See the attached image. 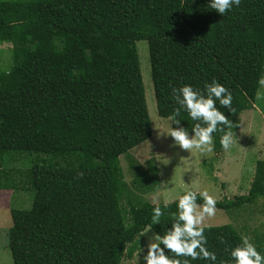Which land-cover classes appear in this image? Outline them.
Masks as SVG:
<instances>
[{
    "label": "trees",
    "instance_id": "obj_1",
    "mask_svg": "<svg viewBox=\"0 0 264 264\" xmlns=\"http://www.w3.org/2000/svg\"><path fill=\"white\" fill-rule=\"evenodd\" d=\"M142 40L159 117L167 122L177 107L172 87L202 90L215 78L233 94L235 111L220 110L236 134L264 73V0H241L224 16L207 0H0V46L9 45L13 59L0 64V191L33 194L30 208L10 210L14 264H122L140 249L157 206L145 195L159 186L153 158L145 167L129 157L154 136ZM180 118L189 131L196 123L185 112ZM222 134H212L217 153ZM25 155L34 157L31 168L7 167ZM261 198L264 160L249 192L216 201V210L237 215ZM175 204L158 205L154 231L170 227ZM204 228L209 250L227 259L242 232L232 224ZM251 239L264 253V232Z\"/></svg>",
    "mask_w": 264,
    "mask_h": 264
},
{
    "label": "rangeland",
    "instance_id": "obj_2",
    "mask_svg": "<svg viewBox=\"0 0 264 264\" xmlns=\"http://www.w3.org/2000/svg\"><path fill=\"white\" fill-rule=\"evenodd\" d=\"M137 47L154 136L131 150L129 157L136 160L138 165L145 167L147 161L153 158L159 178V186L154 192L146 194L145 199L155 205L168 204L187 190L199 193L204 189H207L216 201H222L224 198L233 200L237 196L247 194L255 175L257 162L264 160V89L257 92L253 109L241 114L239 129L233 135L234 142L228 150L223 149L217 153L214 144L211 152L180 150L173 145L171 137L157 136V129L163 134L168 122L158 115L151 79L148 42L139 41ZM12 61L10 46H0V64L10 65ZM120 159L125 180L130 183L133 177L129 172V159L124 156ZM33 161L34 157L25 155L18 159L14 166L7 165V167L28 169L32 167ZM32 199L33 194L30 192L18 194L7 190L0 191V264H14L8 247V233L12 226L10 210L30 208ZM241 209L237 215L216 210L213 217L206 219L204 226L232 224L250 238L253 237L254 230L263 233L264 198ZM174 212L169 213L168 216L173 217ZM147 235H151V232ZM146 241L147 236H142L139 241L140 249L133 258L125 259L122 264H140L143 255L140 250Z\"/></svg>",
    "mask_w": 264,
    "mask_h": 264
},
{
    "label": "clouds",
    "instance_id": "obj_3",
    "mask_svg": "<svg viewBox=\"0 0 264 264\" xmlns=\"http://www.w3.org/2000/svg\"><path fill=\"white\" fill-rule=\"evenodd\" d=\"M240 4L241 0H207V7L222 16ZM256 84L258 91L264 89V73L258 76ZM170 98L177 107L166 117V131L161 134L157 129L158 137H171L173 145L180 150L205 153L213 150L212 134L219 131L223 133L219 139L221 148L225 151L230 148L234 142L231 131L233 123L220 110L226 108L230 113L235 111L232 107L233 94L229 88L213 78L204 83L202 90L191 84L172 87ZM181 112L187 113L196 122L190 131L181 123ZM198 196L201 199L199 204ZM175 208L170 227L163 234L152 227L159 225L162 209L158 205L152 208L151 224L145 225L140 231V237L147 236L140 250L143 264H192L196 260H203L205 264H264V253L245 234H241L237 244L226 249L227 259L218 260L216 253L209 250L204 224L207 218L216 213V198L207 189L199 193L185 191L177 197ZM149 232L151 235H147Z\"/></svg>",
    "mask_w": 264,
    "mask_h": 264
}]
</instances>
